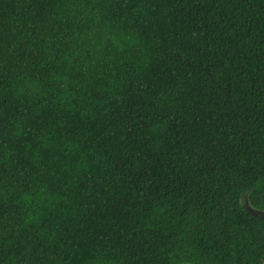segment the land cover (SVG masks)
<instances>
[{"label":"trees","instance_id":"1","mask_svg":"<svg viewBox=\"0 0 264 264\" xmlns=\"http://www.w3.org/2000/svg\"><path fill=\"white\" fill-rule=\"evenodd\" d=\"M264 0H0V264H261Z\"/></svg>","mask_w":264,"mask_h":264},{"label":"rangeland","instance_id":"2","mask_svg":"<svg viewBox=\"0 0 264 264\" xmlns=\"http://www.w3.org/2000/svg\"><path fill=\"white\" fill-rule=\"evenodd\" d=\"M245 209H247L251 214L264 218V210H258V209H254L251 206H249L248 204L244 205Z\"/></svg>","mask_w":264,"mask_h":264},{"label":"water","instance_id":"3","mask_svg":"<svg viewBox=\"0 0 264 264\" xmlns=\"http://www.w3.org/2000/svg\"><path fill=\"white\" fill-rule=\"evenodd\" d=\"M261 264H264V258H263V260H262Z\"/></svg>","mask_w":264,"mask_h":264}]
</instances>
